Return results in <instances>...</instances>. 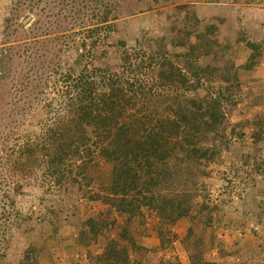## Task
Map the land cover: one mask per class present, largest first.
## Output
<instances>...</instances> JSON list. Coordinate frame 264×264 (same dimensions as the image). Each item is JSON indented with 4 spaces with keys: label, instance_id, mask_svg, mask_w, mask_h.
<instances>
[{
    "label": "rangeland",
    "instance_id": "374dc122",
    "mask_svg": "<svg viewBox=\"0 0 264 264\" xmlns=\"http://www.w3.org/2000/svg\"><path fill=\"white\" fill-rule=\"evenodd\" d=\"M19 1L0 0V144L6 147L24 130L37 129L43 115L41 104L6 142L15 100L11 80L26 70L19 67L23 42H57L54 27L47 31L37 23L45 25L46 13ZM13 42L21 46L12 53L19 55L15 61L7 52ZM108 44L94 61L99 72L124 84L153 81L145 54L164 47L186 55L199 70L201 81L188 95L219 100L215 112L221 122L204 141L209 152H197L198 161L182 172L196 189L190 215L171 223L143 206L142 215L128 223V214L97 197L100 182L111 177V164L102 163L89 186L85 181L57 187L38 170L17 178L24 222L9 241L10 264H87L102 253L107 238L123 241V234L130 264H190L193 253L214 264H264V84L260 93L249 90L250 82L264 78V0H127ZM53 96L49 91L44 99ZM5 174L3 180L13 184Z\"/></svg>",
    "mask_w": 264,
    "mask_h": 264
},
{
    "label": "trees",
    "instance_id": "16d2710c",
    "mask_svg": "<svg viewBox=\"0 0 264 264\" xmlns=\"http://www.w3.org/2000/svg\"><path fill=\"white\" fill-rule=\"evenodd\" d=\"M125 1H19L35 13H46L45 25L37 23L47 31L54 27L57 42L52 47L23 42L19 67L26 70L11 80L15 100L6 142L41 104L43 115L37 129L24 130L16 144H0V264H10L9 241L24 222L17 207L23 185L17 178L35 176L38 170L57 187L85 181L89 186L93 172L102 163L111 164V177L107 184L100 182L97 197L128 214V223L142 215L143 206L171 223L190 215L196 189L182 172L188 162L198 161L197 152H209L204 141L221 122L215 112L219 100L209 96L196 101L188 95L195 81H201L199 70L186 55H173L164 47L145 54L155 71L153 81L124 84L97 70L94 61L99 50L106 54ZM17 44L8 47L10 60L19 56L12 54L21 47ZM49 91L53 98L44 99ZM2 170L13 184L3 180ZM122 240L107 238L102 253L90 256L87 264H130L124 234ZM190 264L214 263L193 253Z\"/></svg>",
    "mask_w": 264,
    "mask_h": 264
},
{
    "label": "crops",
    "instance_id": "0c3cea01",
    "mask_svg": "<svg viewBox=\"0 0 264 264\" xmlns=\"http://www.w3.org/2000/svg\"><path fill=\"white\" fill-rule=\"evenodd\" d=\"M253 76H255V74L254 75H250L249 76V78H252ZM264 84V78H263V80L261 79V78H259L258 79V82H256L255 80L253 81V82H250V88H249V90L250 91H252L253 90V88H256V93L258 92V93H260L261 91H262V85ZM264 90V89H263ZM252 98V97H251ZM253 99V98H252ZM258 100V99H257ZM260 101H261V103H263V101H264V98H263V101H262V99H259ZM259 101V102H260Z\"/></svg>",
    "mask_w": 264,
    "mask_h": 264
}]
</instances>
